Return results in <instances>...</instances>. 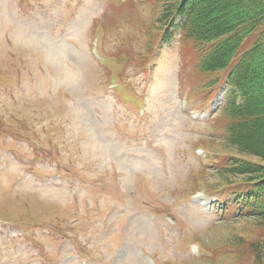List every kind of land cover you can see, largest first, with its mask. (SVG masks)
I'll use <instances>...</instances> for the list:
<instances>
[{"label":"rangeland","instance_id":"rangeland-1","mask_svg":"<svg viewBox=\"0 0 264 264\" xmlns=\"http://www.w3.org/2000/svg\"><path fill=\"white\" fill-rule=\"evenodd\" d=\"M153 12V0H0V264L256 263L232 249L258 239L252 221L195 200L196 148L223 160V89L181 70L178 32L148 37ZM192 240L211 259H192Z\"/></svg>","mask_w":264,"mask_h":264},{"label":"trees","instance_id":"trees-1","mask_svg":"<svg viewBox=\"0 0 264 264\" xmlns=\"http://www.w3.org/2000/svg\"><path fill=\"white\" fill-rule=\"evenodd\" d=\"M157 1V25L163 33L180 28L197 52L204 84L228 87L220 118L225 151L209 189H227L226 205L252 221L258 239L250 245L239 236L238 254L264 264V98L253 94L264 83V0Z\"/></svg>","mask_w":264,"mask_h":264}]
</instances>
